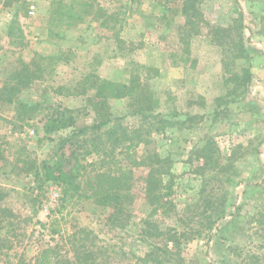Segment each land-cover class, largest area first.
Here are the masks:
<instances>
[{
	"label": "rangeland",
	"instance_id": "rangeland-1",
	"mask_svg": "<svg viewBox=\"0 0 264 264\" xmlns=\"http://www.w3.org/2000/svg\"><path fill=\"white\" fill-rule=\"evenodd\" d=\"M79 1L93 6L90 16L75 17ZM99 10L112 15L110 29L93 20ZM202 11L199 34L188 37L177 0H0V80L3 70L22 64L40 69L19 104H0L5 158L29 155L38 165L59 159L64 138L99 122L88 102L93 93L81 95L82 83L86 88L98 76L120 84L136 79L151 89L155 115L131 116L125 98L110 99L109 113L124 126L149 131L150 143L138 154L155 151L172 162L165 208L153 214L138 191L124 216L111 221L109 209L67 203L51 183L38 191L32 175L10 173L0 163L4 206L13 212L10 232L1 231L12 249L0 253V264L34 259L47 248L59 260L79 227L93 232L108 264H140L151 246L163 245L143 225L147 220L181 234V264H264V0H204ZM247 72L253 77L245 94ZM23 112L33 115L30 127L21 128ZM43 115L74 125L45 135L37 123ZM93 136L88 131L73 139ZM208 142L221 162L216 170H205L197 158ZM83 151L82 162L96 160Z\"/></svg>",
	"mask_w": 264,
	"mask_h": 264
},
{
	"label": "trees",
	"instance_id": "trees-1",
	"mask_svg": "<svg viewBox=\"0 0 264 264\" xmlns=\"http://www.w3.org/2000/svg\"><path fill=\"white\" fill-rule=\"evenodd\" d=\"M180 1V17L182 19V33L186 35L199 34V25L204 23L202 4L204 0H177ZM80 16L76 18L90 16L92 5L87 2H78ZM97 13L93 16L94 21H100L101 26H108L112 15L104 12ZM59 12V21L62 16ZM107 15V16H105ZM101 18V19H100ZM239 28L243 30V16L239 14ZM201 29V27H200ZM230 30V29H229ZM227 28L224 30L227 37L231 39V33ZM240 32L236 33L239 34ZM238 41L243 43L241 33L238 35ZM234 40V38H233ZM118 43L120 40H117ZM243 49V48H242ZM3 76L0 80V104L14 105L19 104V95L27 89L29 85L37 77L36 73L40 69L32 70L30 65L22 64L19 68H13L10 71L3 70ZM252 75L247 72L244 79L245 94L248 91V85ZM90 85L85 88L83 82V91L81 95H85L88 91L93 95L88 98L89 104L92 106L96 114V122L91 127H85L76 130L74 136H68L63 139L61 144V154L59 159L53 162H43L38 165L36 161L30 160L29 155L11 156L5 158L3 151H0V163H5L10 167V173L30 174L35 182L36 189L41 191L44 186L49 183L55 185L61 190L63 201L70 202L72 199L89 201L95 206L109 209L107 220L120 218L124 216V210L129 207L137 192L140 191L145 202L152 208L153 214L160 209L165 208L168 201V194L171 192L170 176L171 161L167 157H162L155 151L144 150L140 155L138 150L141 145L148 146L149 131L144 127L129 128L120 123L121 118L112 119L109 113L110 99H127L131 103V116L141 117L146 120L155 115L154 93L148 86H141L138 80L131 79L128 84H120L108 80L100 79L98 76L89 77ZM20 108L35 109L20 104ZM159 116L158 114L156 117ZM32 113L23 112L19 116L22 123L21 128L30 127V121L33 120ZM71 121L64 116L43 115L38 119L37 123L42 124L45 135L54 131L66 128ZM161 124V122H158ZM74 125V123H69ZM88 131L94 133L93 138L88 140H76L74 137L86 135ZM159 131V130H158ZM89 146V148H88ZM83 149H85L83 151ZM85 155H95L97 158L90 163H84L82 152ZM216 146L212 142H208L201 148L196 150L197 158L203 161V167L206 170L220 168L221 162L215 156ZM18 151V154H22ZM8 161L10 164H8ZM216 170V169H214ZM136 172H140L136 176ZM166 177L168 179H166ZM7 192L0 186V253L12 249L11 241H7L8 237L4 234L10 232L11 220L13 212L4 206ZM149 228L151 237H161L163 245L151 246L141 258L138 259L140 264H181L182 259L179 256L181 252L180 237L181 234L175 229H167L162 232L155 222L147 220L143 223ZM151 227V228H150ZM68 242L71 248L66 252L65 256L59 255L55 248H47L42 250L34 259L19 257L15 263L7 262V264H108L105 258L106 253L97 248L93 241V232L84 228H77ZM5 242L8 243L5 246ZM105 256V257H104ZM64 257V258H63ZM99 257H103L99 261ZM104 259L107 262H104Z\"/></svg>",
	"mask_w": 264,
	"mask_h": 264
},
{
	"label": "crops",
	"instance_id": "crops-1",
	"mask_svg": "<svg viewBox=\"0 0 264 264\" xmlns=\"http://www.w3.org/2000/svg\"><path fill=\"white\" fill-rule=\"evenodd\" d=\"M253 77V76H252ZM264 84V82H262V85Z\"/></svg>",
	"mask_w": 264,
	"mask_h": 264
}]
</instances>
